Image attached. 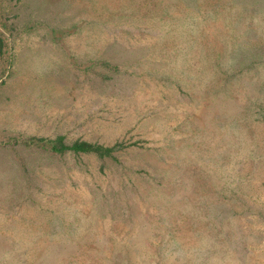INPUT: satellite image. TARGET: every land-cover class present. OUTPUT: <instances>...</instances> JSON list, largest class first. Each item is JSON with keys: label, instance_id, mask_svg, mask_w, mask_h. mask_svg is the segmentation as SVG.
<instances>
[{"label": "rangeland", "instance_id": "1", "mask_svg": "<svg viewBox=\"0 0 264 264\" xmlns=\"http://www.w3.org/2000/svg\"><path fill=\"white\" fill-rule=\"evenodd\" d=\"M0 264H264V0H0Z\"/></svg>", "mask_w": 264, "mask_h": 264}, {"label": "trees", "instance_id": "2", "mask_svg": "<svg viewBox=\"0 0 264 264\" xmlns=\"http://www.w3.org/2000/svg\"><path fill=\"white\" fill-rule=\"evenodd\" d=\"M53 148L59 151L72 150L74 152H94L99 155H108L114 147H103L101 145L92 144L86 141L76 140L70 145L62 143L61 138L53 145Z\"/></svg>", "mask_w": 264, "mask_h": 264}]
</instances>
